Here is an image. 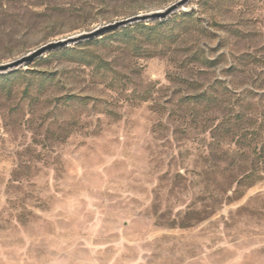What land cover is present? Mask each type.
Masks as SVG:
<instances>
[{
    "label": "rangeland",
    "instance_id": "obj_1",
    "mask_svg": "<svg viewBox=\"0 0 264 264\" xmlns=\"http://www.w3.org/2000/svg\"><path fill=\"white\" fill-rule=\"evenodd\" d=\"M175 1L0 0V63ZM188 6L0 79V264H264V0Z\"/></svg>",
    "mask_w": 264,
    "mask_h": 264
},
{
    "label": "water",
    "instance_id": "obj_2",
    "mask_svg": "<svg viewBox=\"0 0 264 264\" xmlns=\"http://www.w3.org/2000/svg\"><path fill=\"white\" fill-rule=\"evenodd\" d=\"M192 1L193 0H177L163 9L140 13L138 15H134L126 19L117 20L112 23L100 25L99 27L91 31H85L60 40L50 41L14 60L1 62L0 74H9L17 72L30 65L35 59L44 56L45 53L50 52L52 50L77 45L84 41L95 39L105 33L115 31L117 29L124 28L138 22H149L156 20L166 21L167 19H169L170 16L177 12L189 11L190 7L188 5Z\"/></svg>",
    "mask_w": 264,
    "mask_h": 264
},
{
    "label": "trees",
    "instance_id": "obj_3",
    "mask_svg": "<svg viewBox=\"0 0 264 264\" xmlns=\"http://www.w3.org/2000/svg\"><path fill=\"white\" fill-rule=\"evenodd\" d=\"M191 10H189V11H186V12H184L186 15H188V13L190 12ZM162 23L160 22V23H158V25H161ZM158 25H156L155 27H157ZM143 26H146V25H143ZM55 50H59L61 53H63L65 56H67V54H71V53H73V52H75V47H72V46H69V47H65V48H59V49H55ZM52 51H54V50H52ZM71 58V57H70ZM100 67L101 68H104V69H106V70H109V69H111L110 67H108L106 64H102V65H100ZM19 74V71H17V72H14V73H9V74H0V79L1 80H5V79H10V78H12V77H15V76H17ZM209 94V92H207V91H202V92H200V93H197V94H195L194 96H191L190 97V99L192 100V107L195 109V108H197V107H199V106H201L202 105V100L203 99H208L209 100V98L210 97H207V95ZM70 99H72V98H74V96H72V97H69ZM223 125V124H222ZM224 125H232V123H231V121H224ZM234 182V181H233Z\"/></svg>",
    "mask_w": 264,
    "mask_h": 264
}]
</instances>
